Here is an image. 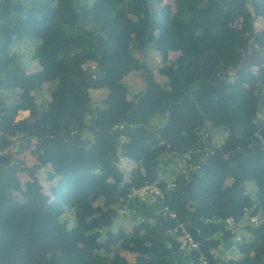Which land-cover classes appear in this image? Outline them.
<instances>
[{
    "label": "trees",
    "instance_id": "trees-1",
    "mask_svg": "<svg viewBox=\"0 0 264 264\" xmlns=\"http://www.w3.org/2000/svg\"><path fill=\"white\" fill-rule=\"evenodd\" d=\"M174 8L204 28L185 39L188 22L165 27ZM259 19L264 0H0V264H264V65L241 66L248 50L264 52ZM133 75L145 82L135 97ZM18 108L26 122L3 121ZM191 152L205 162L162 203L130 199L147 184L166 190L169 168ZM123 159L136 164L128 176ZM10 170L28 176L22 191ZM131 202L144 220L115 228ZM230 218L241 242L219 223ZM232 245L237 256L224 260Z\"/></svg>",
    "mask_w": 264,
    "mask_h": 264
},
{
    "label": "built area",
    "instance_id": "built-area-1",
    "mask_svg": "<svg viewBox=\"0 0 264 264\" xmlns=\"http://www.w3.org/2000/svg\"><path fill=\"white\" fill-rule=\"evenodd\" d=\"M91 68L95 70L97 68L96 64H91ZM124 125L117 126L119 129H124ZM7 153V151H1L0 154ZM192 159V152L187 153L185 156H183L180 160L177 161L176 164H174L173 167L169 168V176L165 179L166 184V190H163L161 187H159L156 184H147L143 186L141 189L134 191L130 195V199H135L138 201H146L150 203H162L165 199V191L171 190L175 186V182L179 175H189L193 172L199 171L203 165V162H205V159H202L198 163H191ZM169 212V216L172 218H175V213L170 212L167 207H164L162 210L163 214H166ZM143 218V217H141ZM246 224L252 227H256L260 224V219L257 216L252 215V210L247 209L245 213ZM144 220V218L142 219ZM219 223L224 224L228 230H230L234 237L236 242H241L242 237L238 234V230L240 228V225L236 222L235 219L230 218L225 221L219 220ZM181 228V227H180ZM177 232V230L175 231ZM182 238L181 241L184 244V246H188L189 248L193 250L199 249V243H197L194 238L185 230L181 229ZM201 264H206V259L204 257L200 258Z\"/></svg>",
    "mask_w": 264,
    "mask_h": 264
},
{
    "label": "crops",
    "instance_id": "crops-1",
    "mask_svg": "<svg viewBox=\"0 0 264 264\" xmlns=\"http://www.w3.org/2000/svg\"><path fill=\"white\" fill-rule=\"evenodd\" d=\"M160 2L163 5L171 4L173 7L175 6V0H160ZM193 14H194V12H189L186 8H184L181 12L177 11L174 8L172 18L169 21H165L163 23V25L165 27H172V26H174L175 24H177V23H179L181 21L188 22L189 23V27L188 28H185L184 31H182L183 29L177 30V32L182 35L181 37H183L185 39H188L187 37H192L195 34L196 31L202 30L204 28V24L201 21H199V20L192 21L191 20V17L193 16ZM256 29H257V31H261V30L264 29V20L259 19L256 22ZM134 36L141 38L143 36V34L142 33H134ZM249 53H252V51L251 50L247 51L243 55L242 61L246 58V56L249 55ZM179 55H180V52H171L170 53V60L171 61H174ZM147 59H149V58H147ZM27 62L29 63L28 66L30 68L33 67L32 69H34L36 67V63L33 62L32 60H27ZM241 64H242V62H241ZM157 79L160 80V81H162V82L165 81L164 78L163 79H159L157 77ZM142 87H141V89H142ZM141 89L139 91H137V93L134 95V97L138 93H140L142 91ZM245 99H246V97H245ZM29 114L30 113L28 111H23V110H21V108H18L16 115H14V116H10V115L9 116H5L3 118V121H6L8 119L13 118L15 123H24V122H26ZM1 126H2V123H0V127ZM12 130H13L12 128L9 129L8 132L6 133V135H7V137L10 140H12L14 142V150H17V146L19 145L20 141L22 140V136L20 134H18V133L17 134H13L12 133ZM1 135H2V132L0 131V136ZM23 156H25V158L27 159V161L30 164H33L34 163L33 159L28 154H25ZM121 162H133V161L128 160V159H123ZM6 180H7L8 183H13L16 186V188L18 189V191H22L24 189L25 183L29 180V178H28V176L26 174H19V173L15 172V171L10 170L6 174ZM129 205L130 204H128L127 206L129 208H131L132 206H129ZM127 206H126V208H127ZM127 210L130 211L131 209H127ZM121 214H123V210L121 211ZM75 246L77 248H80L81 247L80 245H75ZM124 253H122V255H124L126 257V254H124ZM129 255H131V253H129ZM132 255L135 256V258L132 259L133 260V263H134L135 260H136V254H132Z\"/></svg>",
    "mask_w": 264,
    "mask_h": 264
},
{
    "label": "rangeland",
    "instance_id": "rangeland-1",
    "mask_svg": "<svg viewBox=\"0 0 264 264\" xmlns=\"http://www.w3.org/2000/svg\"><path fill=\"white\" fill-rule=\"evenodd\" d=\"M30 42L33 46L34 45L36 46V44H37L36 41H30ZM17 43H19V42L17 41L15 43V45ZM21 50H22V52L26 53L25 59L27 60L29 55H30V52L32 50V47L31 46H29V47L22 46ZM158 78H160V77H158ZM127 82L131 88L130 89V96L131 97H133L137 93V91H139L141 89L142 86L143 87L141 90H143L145 88L144 79L140 75H133L131 78H129V80ZM106 92H107L106 90H100V91H94L93 92V98H94V103H95L93 107H96L97 105L100 104L102 99L107 95ZM174 160H175V158L173 159V161ZM166 161H168L166 157L164 159H161V162H163V163H166ZM135 165L136 164L134 162H120L119 168L126 176H128L129 173L131 172V170L135 167ZM162 165H164V164H162ZM44 173H45V171H42V173H41L42 183L45 187V191L48 193L49 189H50V183L48 181H46V174H44ZM131 204H133V202H131ZM131 204L129 206H131ZM127 209H131V208H129L127 206V208L125 207L123 209V214H121L120 219L116 221L115 228L119 227L120 225H125L128 229H130L134 224L138 223L139 221H141L143 219L139 216L140 215L139 212L132 210V209L129 211ZM238 234L241 236L240 232H238ZM220 252H221V255H222L224 260H227V259H230V258L237 256V251H236L235 245L230 246L228 249H224L223 247H221ZM124 254H126L127 259L133 263L132 259H134L135 256L132 254L129 255V253H127V252H125Z\"/></svg>",
    "mask_w": 264,
    "mask_h": 264
},
{
    "label": "water",
    "instance_id": "water-1",
    "mask_svg": "<svg viewBox=\"0 0 264 264\" xmlns=\"http://www.w3.org/2000/svg\"><path fill=\"white\" fill-rule=\"evenodd\" d=\"M249 51V50H248ZM248 64H262L264 65V53H260L257 55H253L252 53H249L248 56L242 61L241 66H245Z\"/></svg>",
    "mask_w": 264,
    "mask_h": 264
}]
</instances>
